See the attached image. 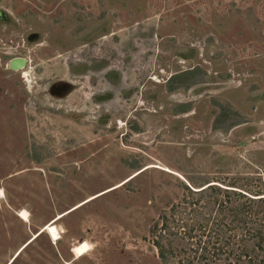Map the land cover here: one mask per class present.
I'll return each instance as SVG.
<instances>
[{
	"label": "rangeland",
	"instance_id": "obj_1",
	"mask_svg": "<svg viewBox=\"0 0 264 264\" xmlns=\"http://www.w3.org/2000/svg\"><path fill=\"white\" fill-rule=\"evenodd\" d=\"M204 178L264 181V0H0V264H164Z\"/></svg>",
	"mask_w": 264,
	"mask_h": 264
},
{
	"label": "trees",
	"instance_id": "obj_2",
	"mask_svg": "<svg viewBox=\"0 0 264 264\" xmlns=\"http://www.w3.org/2000/svg\"><path fill=\"white\" fill-rule=\"evenodd\" d=\"M197 72L172 77L171 83L180 77L191 84L204 83V79H196ZM181 88L173 84L170 90ZM189 110L190 105H184L178 112ZM220 115L225 116L224 122L230 121L226 113ZM233 127L230 123L225 130ZM203 181L184 185L182 200L150 230L159 259L164 264H264V181L260 180L261 187L254 193L236 185ZM246 183L250 184L247 189L253 187L247 179Z\"/></svg>",
	"mask_w": 264,
	"mask_h": 264
},
{
	"label": "bare ground",
	"instance_id": "obj_3",
	"mask_svg": "<svg viewBox=\"0 0 264 264\" xmlns=\"http://www.w3.org/2000/svg\"><path fill=\"white\" fill-rule=\"evenodd\" d=\"M11 68V67H10ZM22 69V68H21ZM13 71H18L20 69H11ZM19 217L22 221H25L26 223L29 222V215L27 211H21L19 214ZM61 218V217H59ZM43 232L48 233V235L53 238L54 240H57L60 238V233L59 230L57 229V227L55 226V224H51V225H47L44 227ZM37 238V236H35V239Z\"/></svg>",
	"mask_w": 264,
	"mask_h": 264
},
{
	"label": "water",
	"instance_id": "obj_4",
	"mask_svg": "<svg viewBox=\"0 0 264 264\" xmlns=\"http://www.w3.org/2000/svg\"><path fill=\"white\" fill-rule=\"evenodd\" d=\"M25 64H27V61L22 58H16L10 62L11 69H21L25 67Z\"/></svg>",
	"mask_w": 264,
	"mask_h": 264
},
{
	"label": "flooded vegetation",
	"instance_id": "obj_5",
	"mask_svg": "<svg viewBox=\"0 0 264 264\" xmlns=\"http://www.w3.org/2000/svg\"><path fill=\"white\" fill-rule=\"evenodd\" d=\"M25 67H26V64H25ZM25 67H23L22 69H24ZM9 69H11L10 66H9ZM22 69H20V70H18V71H21ZM16 72H17V71H16ZM25 77H26V76H25ZM59 88H61V87H59ZM59 88H57V89L54 90V91H55L54 94H60V93H61L60 90L63 91V90L65 89V87H64V88H61L60 90H59Z\"/></svg>",
	"mask_w": 264,
	"mask_h": 264
}]
</instances>
